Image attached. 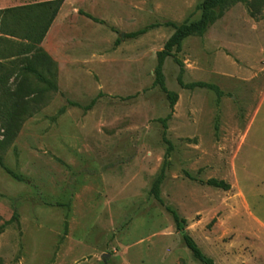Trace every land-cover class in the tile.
Listing matches in <instances>:
<instances>
[{
  "label": "rangeland",
  "instance_id": "rangeland-1",
  "mask_svg": "<svg viewBox=\"0 0 264 264\" xmlns=\"http://www.w3.org/2000/svg\"><path fill=\"white\" fill-rule=\"evenodd\" d=\"M202 1L0 0L3 264H200L165 207L215 264H264V6H230L165 59L173 111L155 84L168 24Z\"/></svg>",
  "mask_w": 264,
  "mask_h": 264
},
{
  "label": "trees",
  "instance_id": "trees-1",
  "mask_svg": "<svg viewBox=\"0 0 264 264\" xmlns=\"http://www.w3.org/2000/svg\"><path fill=\"white\" fill-rule=\"evenodd\" d=\"M243 2L246 3L248 8L252 10L251 14L254 15V12H258L259 9L264 6V0H203L199 6L197 7L198 11L200 12V16L195 21H184L180 25H176L173 23H169L168 25L173 28V33L168 38V40L165 42L163 49L158 52L157 54V66L155 69V84L160 87V89L166 94V97L169 101V106L171 111H173V107L177 101V95L173 92H170L166 89L163 81V74H162V66L167 57H170L173 55V52H180L182 43L189 37L192 36H202L206 30L213 25L224 13L225 10H227L230 6L238 3ZM59 3L57 2V6L53 10V13L49 17V19L43 24V26H36L32 29L31 33L27 36V43L24 44L23 51L25 53H30L33 50L36 49V46L40 44L47 33V30L49 26L51 25L53 19L56 16ZM90 17V16H88ZM93 19V18H92ZM96 21V20H95ZM144 31L140 30L137 32H133L131 34H128L127 37L134 38L140 34H142ZM25 69H27L30 72L36 73L35 70H33L32 66H25ZM49 88H53L54 86L47 81ZM181 84V82H180ZM5 79L0 78V89L5 94ZM195 86H204V84H191L188 87L193 88ZM5 101V100H4ZM14 107V105H11ZM171 114H169L165 119L161 120L164 129L166 128V120L169 119ZM171 151V146L167 148L166 156L164 159V162L160 168L159 175L155 182L153 183V186L151 188V195L153 198L159 202L161 205L163 204V201L160 197V185L165 177V171L168 166V157L169 153ZM0 168H3V162L0 157ZM9 174H12L10 171H8ZM13 175V174H12ZM14 178H17V176L13 175ZM206 185L222 189V190H228L230 187L229 185L222 181V180H216V179H209L205 182ZM166 211L171 215V218L174 222L175 229L179 233L185 247L191 252L192 256L196 261H198L200 264H215L214 261L206 256L202 250L198 247V245L195 243V241L192 239V237L188 234L185 228L186 221L185 219L181 218L175 210H173L170 207H165ZM0 264H3L0 260Z\"/></svg>",
  "mask_w": 264,
  "mask_h": 264
}]
</instances>
